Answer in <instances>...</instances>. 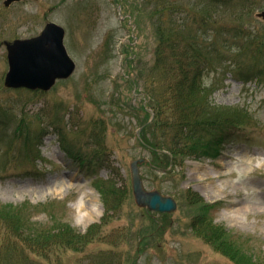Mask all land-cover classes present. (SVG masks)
<instances>
[{
    "label": "rangeland",
    "instance_id": "rangeland-1",
    "mask_svg": "<svg viewBox=\"0 0 264 264\" xmlns=\"http://www.w3.org/2000/svg\"><path fill=\"white\" fill-rule=\"evenodd\" d=\"M3 1L0 264H235L194 231L200 217L224 227L227 242L234 239L244 254L264 264V86L238 82L223 65L204 71L201 86L212 117L234 119L241 132L215 160L169 165L163 151L152 147L154 129L144 125L147 77L158 42L148 0H27L9 8ZM246 5L237 18L218 24L264 41V0ZM48 22L64 28L74 74L48 92L5 88L4 42L37 36ZM163 25L168 29L165 19ZM135 159H145L144 188L174 198V212L135 204L129 167ZM217 182L222 194L211 197ZM240 206L247 212L237 218ZM9 223H21L11 236ZM63 224L85 234L80 246L47 254L3 252L24 243L17 233Z\"/></svg>",
    "mask_w": 264,
    "mask_h": 264
},
{
    "label": "trees",
    "instance_id": "trees-1",
    "mask_svg": "<svg viewBox=\"0 0 264 264\" xmlns=\"http://www.w3.org/2000/svg\"><path fill=\"white\" fill-rule=\"evenodd\" d=\"M158 33L155 61L150 70L147 95L154 117L150 126L156 134L157 151L165 150L168 161L186 158H215L226 142L235 139L241 125L234 119L212 117V110L201 86L204 71L214 64L223 65L242 82L256 81L264 86V42L240 27L233 31L218 24L224 17H235L246 9V0H150ZM175 18V20H174ZM168 22V29L163 25ZM181 22L177 25L178 22ZM220 43V47L216 43ZM226 53L228 56H226ZM100 138V136H99ZM100 147V141L94 143ZM100 150V148L98 149ZM9 223L11 236L21 223ZM199 220L196 232L219 253L235 264H260L244 254L234 239L227 242L222 227L203 226ZM22 229V227H21ZM23 230V229H22ZM21 245H10L3 252L14 255L47 254L56 248H75L84 236L66 225L30 229L15 236ZM21 246V247H20Z\"/></svg>",
    "mask_w": 264,
    "mask_h": 264
},
{
    "label": "water",
    "instance_id": "water-1",
    "mask_svg": "<svg viewBox=\"0 0 264 264\" xmlns=\"http://www.w3.org/2000/svg\"><path fill=\"white\" fill-rule=\"evenodd\" d=\"M14 1L21 0H6L4 4L8 6ZM63 37L64 30L50 23L37 38L7 44L10 70L6 86L46 91L56 79L68 78L74 72L75 64L65 51ZM141 162L138 159L130 164L132 190L137 205L151 211H174L176 204L173 199L157 191L147 192L143 189L138 167Z\"/></svg>",
    "mask_w": 264,
    "mask_h": 264
},
{
    "label": "bare ground",
    "instance_id": "bare-ground-1",
    "mask_svg": "<svg viewBox=\"0 0 264 264\" xmlns=\"http://www.w3.org/2000/svg\"><path fill=\"white\" fill-rule=\"evenodd\" d=\"M209 174H213V175H216L218 172L217 171H212L211 169H210V171L208 172ZM221 194H222V190H221V185H220V183L219 182H217V185L216 184H213L212 186H211V197H217V198H219L220 196H221ZM90 200L92 201V200H94L93 198H90ZM80 207V209L81 210H84V207L83 206H79ZM247 212V209H244L242 206H240L237 210H235L234 212H236L235 214H234V216L235 217H239L238 215H239V212ZM231 213V212H230ZM230 213H229V215H230ZM226 213H223V215H225ZM87 216H90V213H88L87 214Z\"/></svg>",
    "mask_w": 264,
    "mask_h": 264
}]
</instances>
